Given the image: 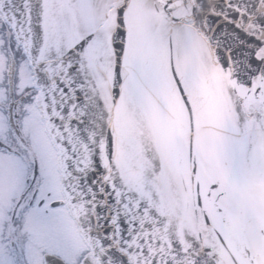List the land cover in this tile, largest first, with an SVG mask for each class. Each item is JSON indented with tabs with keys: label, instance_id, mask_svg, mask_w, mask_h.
Segmentation results:
<instances>
[{
	"label": "snow or ice",
	"instance_id": "obj_1",
	"mask_svg": "<svg viewBox=\"0 0 264 264\" xmlns=\"http://www.w3.org/2000/svg\"><path fill=\"white\" fill-rule=\"evenodd\" d=\"M0 264H264V0H0Z\"/></svg>",
	"mask_w": 264,
	"mask_h": 264
}]
</instances>
